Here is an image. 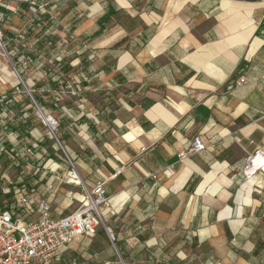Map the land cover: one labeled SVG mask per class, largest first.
Listing matches in <instances>:
<instances>
[{"label": "crops", "instance_id": "1", "mask_svg": "<svg viewBox=\"0 0 264 264\" xmlns=\"http://www.w3.org/2000/svg\"><path fill=\"white\" fill-rule=\"evenodd\" d=\"M3 3L8 52L63 149L3 64L0 169L2 151L34 152L14 200L57 218L103 180L126 264H264V176L241 171L264 149V0ZM197 135L205 148L180 157Z\"/></svg>", "mask_w": 264, "mask_h": 264}, {"label": "built area", "instance_id": "2", "mask_svg": "<svg viewBox=\"0 0 264 264\" xmlns=\"http://www.w3.org/2000/svg\"><path fill=\"white\" fill-rule=\"evenodd\" d=\"M0 5H4L3 0H0ZM9 61L5 34L0 25V67L3 64L8 65ZM11 66L18 75L15 76L16 84L14 86L17 88L22 83L32 99L31 92L12 62ZM3 78L5 77L0 68V79ZM242 82H244V78L239 77L237 84ZM3 103H5V98L0 95V105ZM46 119L48 131L56 139L57 121L50 115L46 116ZM204 148V143L197 135L189 149L179 155L183 157ZM241 171L246 180L257 175L264 176V149L256 148L253 152L248 153ZM66 181L82 185L79 175L74 170L68 172ZM104 183L103 180H98L90 187L82 185L78 205L68 214L57 218L51 216V204L45 199L37 200L38 215L32 217L29 197L26 194L16 200L0 204V264H55L62 253V248L75 238L92 237L96 228L103 222L102 207L107 203ZM106 232L113 237L110 228L106 227ZM70 264H76V261L71 260Z\"/></svg>", "mask_w": 264, "mask_h": 264}, {"label": "rangeland", "instance_id": "3", "mask_svg": "<svg viewBox=\"0 0 264 264\" xmlns=\"http://www.w3.org/2000/svg\"><path fill=\"white\" fill-rule=\"evenodd\" d=\"M6 46H7V49L10 51V47L7 42H6ZM9 56H10V61L8 65L10 69H8L7 67H4L3 70H7L10 73V76L15 77L17 76V74L15 71H13L11 62L16 65V69L19 74L20 72L18 68H21V67L19 66V63L14 53H10ZM15 81H16V77L13 79V83ZM18 87L21 91H23L27 95V97H29V100L32 102L30 96L27 94L26 90L24 89V86L22 85V83H20ZM31 93L33 94V92ZM34 112L38 119L45 122L46 126L45 125L44 126L46 130H48L46 121H44V119L40 116L37 109L34 110ZM52 139H53V143L56 146V148H58L59 151H61L60 144L57 142L54 136ZM28 149L29 148H27L26 152H24L26 154L25 156H20V155L16 156L10 153L7 154L4 151H2L3 156H5L9 164L7 165L10 166V168L8 170L5 168L4 171L0 169V204H4L5 202H9L10 200L15 199L17 186H15L13 182L14 183L16 181L18 182L20 179L22 182L23 181L25 182L27 172L26 173L22 172V166H23V163L26 162V160L31 161L30 156H33L34 154L33 149L31 150L30 149L28 150ZM12 185H14V188L12 187ZM4 186L7 188H5L3 191L2 188ZM81 192H82V189H81ZM105 220L106 218H104L103 216L102 218L103 222L96 228L95 233L93 234L92 237L80 238L78 240L77 245L74 246V248H76L75 250L76 253L73 254V257L77 264H122L120 262L118 254L120 258L122 259L123 264H126L125 260L122 258L120 254L122 245L117 239L116 228L114 225L115 221L111 220L108 222ZM116 222H117L116 224H118L120 223V220H116ZM105 227L110 228V232L113 235V242L115 244L116 250L112 246L111 240L106 232ZM121 242H123V240H121ZM154 260H156V258ZM135 264H144V263H142L139 260L135 262Z\"/></svg>", "mask_w": 264, "mask_h": 264}, {"label": "water", "instance_id": "4", "mask_svg": "<svg viewBox=\"0 0 264 264\" xmlns=\"http://www.w3.org/2000/svg\"><path fill=\"white\" fill-rule=\"evenodd\" d=\"M32 101H33V103L36 105V108H37V110H38V113L40 114V116L45 120L46 119V116L44 115V113L40 110V108L37 106V104H36V102H35V100H34V98L32 97ZM57 140V139H56ZM59 142V141H58ZM60 148L62 149V146L60 145ZM63 150V149H62ZM105 229H106V227H105ZM108 234V233H107ZM108 236H109V238H110V240H111V243H112V246L114 247V249L116 250V247H115V244H114V242H113V237L110 235V234H108ZM118 254V253H117ZM118 257H119V259H120V262L123 264V262H122V259L120 258V256H119V254H118Z\"/></svg>", "mask_w": 264, "mask_h": 264}, {"label": "trees", "instance_id": "5", "mask_svg": "<svg viewBox=\"0 0 264 264\" xmlns=\"http://www.w3.org/2000/svg\"><path fill=\"white\" fill-rule=\"evenodd\" d=\"M34 98L36 99L35 96H34ZM36 101H37V99H36ZM31 189H33V187H31L30 190H31ZM120 254H121L122 258H123V255H122L121 251H120Z\"/></svg>", "mask_w": 264, "mask_h": 264}, {"label": "bare ground", "instance_id": "6", "mask_svg": "<svg viewBox=\"0 0 264 264\" xmlns=\"http://www.w3.org/2000/svg\"><path fill=\"white\" fill-rule=\"evenodd\" d=\"M16 72V71H15ZM17 74V73H16ZM18 76V75H17ZM46 121H47V119H46Z\"/></svg>", "mask_w": 264, "mask_h": 264}]
</instances>
